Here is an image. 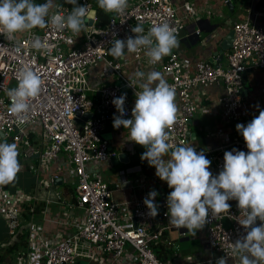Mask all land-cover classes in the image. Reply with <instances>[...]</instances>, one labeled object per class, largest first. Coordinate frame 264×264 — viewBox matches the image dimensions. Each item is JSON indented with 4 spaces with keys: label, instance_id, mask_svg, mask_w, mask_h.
<instances>
[{
    "label": "built area",
    "instance_id": "obj_1",
    "mask_svg": "<svg viewBox=\"0 0 264 264\" xmlns=\"http://www.w3.org/2000/svg\"><path fill=\"white\" fill-rule=\"evenodd\" d=\"M232 1L223 0V6L229 9L228 4ZM78 4L87 5L89 13L92 9L96 10L92 16L93 24L89 25L90 18L88 28L78 35L68 29L58 31L51 25L35 28L31 33H17L12 41L0 35V132L4 134L0 138L16 143L24 157L40 159L39 167L30 164L28 168L47 175V180L53 185L54 179L62 177L58 161L64 155L69 176L75 181L76 197L62 213L66 225L73 230L70 236L64 238L52 233L48 238L43 226L32 224L28 231L27 251L21 253L14 263L7 264H76V240L95 245L98 252L111 257V264H169L156 251L163 241L164 230L170 228L160 224L161 218L168 217L166 201L158 208L159 214L155 218L147 214L148 209L143 203L147 194L155 190L158 193L155 203L159 205L160 194L156 188L169 189L166 182L153 176L162 185H152L151 176L137 169H120L117 179L111 178L110 181L100 174L102 167L111 163V157L117 154L116 150L109 152L112 143L102 135L109 124H113L114 115H119L112 100L126 94L124 118H131L134 93L140 90L138 84L136 89L130 86V82L137 79L129 72L131 59L124 54L123 58L114 60L109 49L116 39L134 36L131 29L137 24L142 25L147 33L153 25L167 22L180 36L188 23L197 21L206 13L203 11L201 14L190 0H128L122 14L111 13L109 22L101 25L98 22V0H78ZM245 7L243 18L233 26L232 47L224 52L218 65L208 60L188 64L175 49L171 55L153 65L156 71L167 75L166 82L176 92L178 111L176 123L169 130L170 142L174 146H193L197 152L209 155L212 158L209 170L213 175L222 170L225 151L237 149L248 152L245 141L238 135L207 151L192 142L190 121L204 109L205 115L215 122L220 117H226L232 124L247 125L259 115V105L264 103V96L259 95L247 106L244 94L246 72L264 68V8L253 10L252 7ZM71 9L69 4L61 1L55 4L52 11L67 15ZM196 34L200 37L201 31L197 30ZM34 37L52 45L51 53L41 55L34 50L31 47ZM211 39L212 36L207 37L206 42ZM132 55L136 72L146 74L147 65L152 64L144 51ZM24 67L37 72L42 85L40 94L31 102L26 119L19 122L18 117L9 111L7 91L17 86V75ZM94 69L100 70L99 75L104 80L100 86H93L90 81ZM212 86H220L222 92L214 94L211 100L208 90ZM90 111L94 117L81 125L76 120L77 114L82 118ZM123 130L125 135L121 142L131 146L133 142L129 140V130ZM207 130L213 135H220L216 126L210 125ZM132 148L131 153L136 154V149ZM36 154L39 156L35 157ZM125 189L129 190L128 198L116 200L114 193ZM35 200L24 189L12 190L10 186L8 189L0 186V222L6 225L11 236H16L20 230L26 204L35 203ZM228 203L231 205L229 213L217 219L209 213L204 226L212 253L209 264H216L218 258L227 255L228 264H239L237 259L231 258L232 243L246 233L238 222L243 217L237 201ZM76 207L84 211L79 216L73 211ZM35 209L31 206L29 211L34 213ZM259 223L258 220L257 226ZM128 246L131 255H125Z\"/></svg>",
    "mask_w": 264,
    "mask_h": 264
},
{
    "label": "clouds",
    "instance_id": "obj_2",
    "mask_svg": "<svg viewBox=\"0 0 264 264\" xmlns=\"http://www.w3.org/2000/svg\"><path fill=\"white\" fill-rule=\"evenodd\" d=\"M64 2L73 6L67 15L52 11L54 0L43 4L35 0H0V35L12 41L17 33H31L48 25L78 35L88 28L87 21L94 13H89L87 5H79L78 0ZM98 5L105 13L122 14L128 0H98ZM131 31L134 36L116 39L109 49L115 59L123 58L125 51L143 50L149 63L155 65L179 47L175 30L167 22L153 25L147 33L140 24ZM31 47L41 55L50 54L53 48L40 37H34ZM135 76L137 79L130 86L136 89L138 84L140 90L134 93L131 118H124L126 94L113 98L112 104L119 113L113 117V128L122 126L129 130V140L146 149L141 160L154 167L155 175L171 189L166 198L169 224L177 230L187 229L185 235L194 237L208 222L209 213L212 218H223L231 208L228 201L235 200L243 217L238 222L246 234L232 243L231 258L239 264H264V110L247 125H236L248 152L225 151L223 168L218 175H213L209 170L211 161L203 151L170 142L169 130L176 123L178 111L175 88L155 71L147 74L137 71ZM17 82L15 88L7 91L9 111L23 122L31 102L41 92L42 79L37 72L24 67L17 75ZM18 156L16 143L0 140V186L9 185L17 178L21 169ZM157 196L151 190L143 201L152 218L159 214ZM228 257L218 258L216 264H228Z\"/></svg>",
    "mask_w": 264,
    "mask_h": 264
},
{
    "label": "crops",
    "instance_id": "obj_3",
    "mask_svg": "<svg viewBox=\"0 0 264 264\" xmlns=\"http://www.w3.org/2000/svg\"><path fill=\"white\" fill-rule=\"evenodd\" d=\"M57 2H61V0H54V4H56ZM196 2L202 3V2H206V0L205 1L196 0ZM210 2H211V5H214L215 2L220 3L223 7V3H222L223 0H210ZM261 2H263L264 4V0H241L240 9H243L245 6L252 7L253 10L254 9L257 10L258 7L264 8V6L262 7V5H260ZM232 3H233V12H231V10L229 9L227 10L231 13H235L237 6L235 5L234 0L232 1ZM221 14L222 12L218 14H214V13L207 14L206 13L203 16H200V18L197 21L195 20V21H192L191 23H188L185 30L178 37V40L180 38L179 47L175 48V50L180 53V56L182 57V59L185 60L188 64L194 65L196 62L200 60L209 61V58L213 56V53L219 49L220 47L219 44L223 40L224 36L231 29H233L234 24L233 26L229 27L226 25V22H223L219 19L218 15H221ZM243 16L244 14H240L239 19H235V22L242 19ZM197 30L201 31L200 37L196 34ZM204 35L206 37L212 36L213 40L211 39V41L208 42V44H204L202 40V37H204ZM125 56L131 59V64L129 66V72H130V75L133 76L136 73L135 63H134L135 61L134 60L132 61L133 55L132 53L125 51ZM152 71L158 72L154 69L153 65H147L146 74ZM251 72L252 74H250ZM99 73H100L99 69H94L91 72V76H90L91 83L92 81L98 84L101 83L103 79L99 75ZM158 73H160L161 77L166 81L167 75L161 72H158ZM246 77H247L246 86L248 87V94H245V95H246V104L247 106H249L250 105L249 102H252L254 97H258L259 95L264 96V68L252 69L250 72L247 73ZM208 91H209L208 98L210 97L212 100L214 94H218L222 92V88L220 86H212ZM208 98L205 99L206 103L208 102ZM259 106L260 108H262V110H264V103H261ZM205 117H207L209 120H212L213 122L202 123L201 119L200 118L196 119V116H195L190 126L191 128L190 133H194V136L190 134L192 142L196 143L202 149L210 151L218 147L221 143L225 141L227 142L228 140L234 139L235 137L240 135L236 130V125L228 122L226 117H220L216 120V122L215 120L211 119L207 115ZM210 125L216 126L218 133H220V135L218 136L213 135L210 131H208L207 128ZM107 130H111L112 133H116L117 136L119 137L120 142L122 141V138L125 135V131L123 130V127L122 128L120 127L119 129H114L113 125L110 124ZM112 145L114 147L113 143ZM125 146L128 147V149L125 151H128L130 153V159L132 161V157L135 156L136 154L131 153V148H129L130 145H125ZM206 157L212 163V158H210L209 155ZM165 159H167V157H165ZM109 164H111V166H115L112 163V161ZM132 169L143 170L148 175H150L152 185H155V186L162 185V184L160 185L156 183V178L153 177V176H156L155 168L150 167L147 161H146L145 166L136 165L134 167L127 168L126 171H129ZM122 170H125V169H122ZM100 174L101 176L104 177L103 172H100ZM43 175L47 180L48 176L45 174ZM104 179L106 178L104 177ZM16 181H17V178H16ZM113 185H115V183H113ZM30 186L34 187L35 192L34 193L32 192L33 194L30 192L29 188H26V187L24 188L23 186H20L21 188L23 187L22 189H24L26 192L34 196L36 200H35V203L34 201H32L26 204L27 210L21 219L22 227L20 226L21 229L19 231L23 233L28 232L29 231V224H27L28 220L30 219L31 221H34V219L38 217V224L36 225L38 227L43 226L46 236L48 238H49V235H51L52 233H54L58 237L65 238V237L70 236L73 233V230L70 228L69 225H66V219L65 218L62 219L61 214L66 209H68L71 204H73L74 200H73L72 193L67 192L63 188L62 191L56 190L54 196L51 197V196H48L47 194L40 195L39 192L37 193L35 183L30 184ZM170 191H171L170 189H166V198ZM114 195H115L114 197L116 198V200H124L128 198L129 190L125 189L121 191H116ZM31 206H35V208L38 207L37 209H35V212L33 214H30V211H29V208ZM164 209L165 208H163V210ZM73 211L76 216H79L81 214L80 209L77 207L73 208ZM26 215H28L29 217L28 219L25 218ZM23 220L27 222H23ZM1 224H3V222H0V228L5 227L8 232L6 225L5 224L1 225ZM160 224L162 226L166 225L170 227L169 229L164 230V236H163V241H162V244H164L165 248L168 251L167 259L165 260L166 262H168L169 264H209L208 261L212 253H211V249L208 243L206 230L204 227L202 230H198L196 235L193 237V236H188V235L182 236L183 232L187 233V229L185 228H181L179 230L175 229L171 224H169V217L161 218ZM14 237L15 236H12V239L9 240L8 242H3L0 240V254L5 253L9 245L15 242ZM25 241L26 239L20 242L17 251L14 252V253H18L17 257L21 253L26 252L29 247V232H28V238H27L28 245L26 247H25ZM80 241L82 243L84 242V240H80ZM180 241H191L193 243L192 248L193 247L197 248V250L194 253L201 254V256L193 255L192 250L183 249L182 246H181V250L175 249L174 248L175 243L177 242L179 244ZM88 247L89 248L87 249L91 253L89 258L92 260L90 264H111V257L109 255L98 252L96 246H94L93 244L92 246H88ZM163 255L165 254L163 253ZM76 257H77V263L80 264V260L78 256ZM125 262H126V259H125Z\"/></svg>",
    "mask_w": 264,
    "mask_h": 264
},
{
    "label": "rangeland",
    "instance_id": "obj_4",
    "mask_svg": "<svg viewBox=\"0 0 264 264\" xmlns=\"http://www.w3.org/2000/svg\"><path fill=\"white\" fill-rule=\"evenodd\" d=\"M61 1H63V0H61ZM177 1H180V0H177ZM190 1L193 3V5L196 7V9L201 11V14H203V11L207 14H212V13L218 14V13L222 12L221 15H218L219 19L223 22H226V25L229 27L233 26L235 19H239L240 14H244V9H240L241 0H234L235 5L237 6L235 13L229 12L227 10V7H225V6L222 7V5L220 3L215 2L214 5H211L210 0H206V2H202V3H198V2H196V0H190ZM203 1H205V0H203ZM45 2H46V0H35V3H37V4H43ZM237 2H239V3H237ZM178 37L179 36H177V38ZM206 38L207 37L205 35H204V37H202V39L204 40V44H208V42H206ZM179 40H180V38H179ZM112 58L114 60H118V59H115L113 56H112ZM225 63H226V61L224 60L223 64H225ZM250 74H252V72ZM261 110H262V108H261ZM205 116H206L205 110L202 109V110H200V112L198 114H196V119L200 118L202 123L213 122L212 120H209ZM111 125H113V124H111ZM204 131H205V129H204ZM199 133H201V132H199ZM102 135L106 139L112 141L116 151L119 152L121 150H127L128 149L127 146L123 145V143L120 142L117 134L112 133L111 130L104 131ZM0 140H1V138H0ZM132 147L135 148L137 152H136V155L132 157V161L129 164H118L115 166H111V164H107L106 166L102 167V172L104 173V177L107 179V181H110L111 178L117 179V174H118V171L120 169H125V171H126L127 168H131V167H134L136 165L145 166L146 160L142 161L141 155L146 151V149L144 147L136 144L135 142H133L132 146H130L129 148H132ZM19 151H21V147L18 146V153H19L18 160H19V163L21 165V169H20L19 173L17 174L16 183L10 185V188L12 190L22 189L23 187L24 188L26 187V188L30 189L31 193L32 192L34 193L35 192L34 187L30 186V184L35 183L37 193L39 192L40 195L47 194L48 196L52 197V196H54L56 190L62 191L63 188L69 193L73 192L75 181H74L73 177L70 178V176H69L68 166H67V163L64 161V155H62L58 161V167L60 168L59 172L62 174V177H64V185H60V186L55 187V185L51 184L48 180H46V178L44 177V175L41 172H35L34 170H30L28 168V166L30 164H34V165L39 167L40 166V164H39L40 159H35V160H32L30 158L28 159V158L24 157L23 154H21ZM156 183L161 184V182L159 180H156ZM20 186H23V187L21 188ZM80 212L83 213L84 211L82 209H80ZM61 218L62 219L64 218L62 214H61ZM23 222H27V221L23 220ZM3 224H1V225H3ZM27 224H29V227L32 226V224H35V225L38 224V217H36L34 219V221H31L29 219ZM21 227H20V229H21ZM11 239H12V236L9 235L6 228L1 227L0 228V240L3 242H8ZM84 242L82 243L80 240H76L74 242V247L76 249L77 256L80 260V264H90L92 261L89 258L91 253H90V251H88L87 248H89L88 246H92V244L88 241H84ZM181 246L183 249L192 250V252H195L197 250L196 247L192 248L193 243L191 241H180L179 244L176 242L174 248L177 250H181ZM87 254H89V255H87ZM11 255H12L11 256L12 257L11 262L14 263L17 260L18 253H12ZM125 255H131L130 246L127 247V251H126Z\"/></svg>",
    "mask_w": 264,
    "mask_h": 264
},
{
    "label": "water",
    "instance_id": "obj_5",
    "mask_svg": "<svg viewBox=\"0 0 264 264\" xmlns=\"http://www.w3.org/2000/svg\"><path fill=\"white\" fill-rule=\"evenodd\" d=\"M229 8L231 10V12H233V3L230 2L229 4ZM95 9H92L91 13H95ZM93 16V15H92ZM92 16H91V19L89 21V25H92L93 24V19H92ZM233 39H234V30L231 29L223 38L221 44H220V47L218 50H216L214 53H213V56L209 58V61L218 65L219 62L223 59L224 57V52L226 50H228L229 48L232 47V43H233ZM251 69H249L247 72H246V75L248 72H250ZM245 75V80H247V77ZM244 94H248V87L244 90ZM79 116V113L77 114ZM76 117V120L81 124V125H84V122L87 121V120H90L91 118L94 117V113L92 111L90 112H87L86 114L82 115L81 117L82 118H79V117ZM192 122V120L190 121V123ZM192 136H194V133H190ZM0 135L1 136H4L3 133L0 132ZM115 151V148L113 147L112 144L109 145V152H113ZM39 155L36 154L35 157H38ZM111 161L114 165H118V164H128L131 162V159H130V153L128 151H125V150H122L121 152H117V154L113 155L111 157ZM16 182V179L13 183L11 184H14ZM64 183L63 181V178L62 177H59V178H56L54 179V185L56 186H59V185H62ZM10 186L9 185H6L4 186L5 189H8ZM157 191L159 192L160 194V202H159V207H162L164 206L165 204V201H166V189H163L162 187H157L156 188ZM76 264H78L76 262Z\"/></svg>",
    "mask_w": 264,
    "mask_h": 264
},
{
    "label": "trees",
    "instance_id": "obj_6",
    "mask_svg": "<svg viewBox=\"0 0 264 264\" xmlns=\"http://www.w3.org/2000/svg\"><path fill=\"white\" fill-rule=\"evenodd\" d=\"M63 2H64V0H63ZM70 5V4H69ZM260 5H262V7L264 6V4H263V2H261L260 3ZM71 7H73L72 5H70ZM229 10H230V8H229ZM97 11H98V22L101 24V25H106L108 22H109V20H110V18H111V13H105L103 10H101L100 8H99V5L97 6ZM104 83V80H102L101 81V83L100 84H98V83H94L93 81H92V85L93 86H100L101 84H103ZM63 185H64V183H63ZM70 191V190H69ZM72 192V191H71ZM72 196H73V200L75 201L76 200V197H75V192H74V189H73V192H72ZM38 207H36V209H37ZM30 214H33V213H31L30 212ZM25 218H29L28 217V215H26V217ZM23 231V230H22ZM27 236V237H26ZM15 238V242L13 243V244H11V245H9V247L7 248V250H6V252L5 253H2V254H0V264H7V263H10L11 262V253H14V252H16L17 251V249H18V247H19V243L20 242H22L23 240H25L26 239V241H25V247L28 245L27 244V238H28V232H21V231H19L18 233H17V235L14 237ZM156 251H157V253H158V256L162 259V260H166L167 259V253H168V251H167V249L165 248V246H164V244H160L159 245V248L157 247V249H156ZM163 253L165 254V255H163Z\"/></svg>",
    "mask_w": 264,
    "mask_h": 264
}]
</instances>
